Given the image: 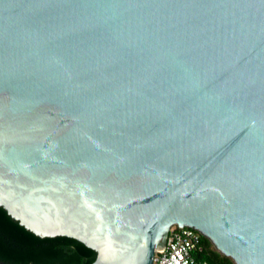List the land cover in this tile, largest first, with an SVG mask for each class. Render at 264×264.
Returning a JSON list of instances; mask_svg holds the SVG:
<instances>
[{
	"label": "water",
	"instance_id": "obj_1",
	"mask_svg": "<svg viewBox=\"0 0 264 264\" xmlns=\"http://www.w3.org/2000/svg\"><path fill=\"white\" fill-rule=\"evenodd\" d=\"M0 206L91 264L175 225L264 264V0H0Z\"/></svg>",
	"mask_w": 264,
	"mask_h": 264
},
{
	"label": "trees",
	"instance_id": "obj_2",
	"mask_svg": "<svg viewBox=\"0 0 264 264\" xmlns=\"http://www.w3.org/2000/svg\"><path fill=\"white\" fill-rule=\"evenodd\" d=\"M198 260L212 264H235L202 236ZM97 252L82 241L65 236L42 237L27 229L0 206V264H91Z\"/></svg>",
	"mask_w": 264,
	"mask_h": 264
},
{
	"label": "built area",
	"instance_id": "obj_3",
	"mask_svg": "<svg viewBox=\"0 0 264 264\" xmlns=\"http://www.w3.org/2000/svg\"><path fill=\"white\" fill-rule=\"evenodd\" d=\"M202 236L194 227L172 226L167 246L156 251L153 264H212L195 256L203 249Z\"/></svg>",
	"mask_w": 264,
	"mask_h": 264
}]
</instances>
